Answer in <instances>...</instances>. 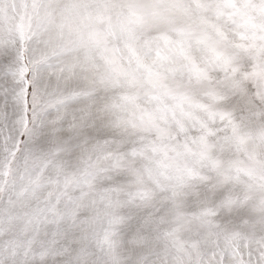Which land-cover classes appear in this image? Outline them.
I'll return each mask as SVG.
<instances>
[{
  "label": "snow or ice",
  "instance_id": "obj_1",
  "mask_svg": "<svg viewBox=\"0 0 264 264\" xmlns=\"http://www.w3.org/2000/svg\"><path fill=\"white\" fill-rule=\"evenodd\" d=\"M0 264H264V0H0Z\"/></svg>",
  "mask_w": 264,
  "mask_h": 264
}]
</instances>
